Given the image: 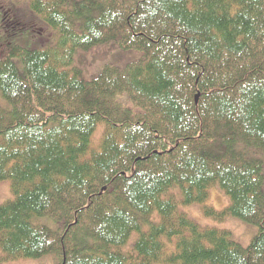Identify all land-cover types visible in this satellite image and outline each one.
<instances>
[{
	"label": "trees",
	"instance_id": "1",
	"mask_svg": "<svg viewBox=\"0 0 264 264\" xmlns=\"http://www.w3.org/2000/svg\"><path fill=\"white\" fill-rule=\"evenodd\" d=\"M20 10L0 0V183L13 194L0 205V263L264 264V0ZM26 31L43 48L9 43ZM113 42L140 59L91 80L67 70ZM216 186L221 211L204 206ZM195 205L257 232L243 247L180 211ZM45 217L59 228L35 222Z\"/></svg>",
	"mask_w": 264,
	"mask_h": 264
},
{
	"label": "rangeland",
	"instance_id": "2",
	"mask_svg": "<svg viewBox=\"0 0 264 264\" xmlns=\"http://www.w3.org/2000/svg\"><path fill=\"white\" fill-rule=\"evenodd\" d=\"M2 2L9 4H17L24 11V14L28 12V5L30 0H1ZM20 10V11H21ZM3 36L0 34V39ZM10 44H18L24 48H30L32 46H38L37 48H43L38 40H35L34 37L29 36V33L26 31L21 37L16 39H11ZM141 54L137 51H123L118 47V45L113 43L102 44V46H97L91 48V50L85 52L81 51L74 55L72 59L71 66L67 69L69 72H72V69H76L81 72L79 79L91 80L96 77L100 70L103 68V65L117 66L123 68L126 64L135 62L139 60ZM103 131V126L99 125L93 134L91 140V151L98 150V145L100 143L101 133ZM264 176V167L262 169ZM264 189V187H263ZM209 198L204 204V206H211L215 211H221L227 208L229 203L228 197H226L222 191L216 186L209 190ZM13 194L10 192V183L8 181H1L0 183V205L2 203L12 200ZM180 211L187 215L188 218L197 222L202 227H211L215 229H220L230 233V238L238 243L239 245L246 247L249 245L251 239L257 232L255 226H248L242 223L240 220L233 217H228L223 221H215L212 218L204 217L202 215V208L199 205L195 206H185L180 208ZM35 222L49 227L51 230L56 231L59 228L58 224H54L48 218L36 219ZM136 234H132L129 242L130 245L133 243ZM165 243L166 251H169L173 248L174 242H169L165 238L162 240ZM1 264V263H0ZM3 264H58L56 256L53 254H47L41 258L36 259H17L15 261L4 262Z\"/></svg>",
	"mask_w": 264,
	"mask_h": 264
},
{
	"label": "water",
	"instance_id": "3",
	"mask_svg": "<svg viewBox=\"0 0 264 264\" xmlns=\"http://www.w3.org/2000/svg\"><path fill=\"white\" fill-rule=\"evenodd\" d=\"M197 99V96L195 97V100ZM197 101V100H196Z\"/></svg>",
	"mask_w": 264,
	"mask_h": 264
}]
</instances>
